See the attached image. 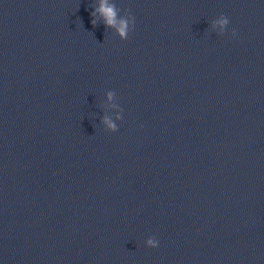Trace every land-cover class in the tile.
Returning <instances> with one entry per match:
<instances>
[{
  "label": "clouds",
  "instance_id": "1",
  "mask_svg": "<svg viewBox=\"0 0 264 264\" xmlns=\"http://www.w3.org/2000/svg\"><path fill=\"white\" fill-rule=\"evenodd\" d=\"M121 9L117 7L114 2H110V0H99V5L94 7L90 15L93 17L91 23L93 27L97 25L96 16L99 14L100 17L103 18V22L106 28L112 29L114 33L120 38V40L124 41L129 38V35L135 28V17L132 15L130 10H125L123 14H121ZM230 23L229 18L221 14L216 19L211 21V29L215 31L219 35L225 34L228 25ZM231 36L235 38L237 36V32L235 29L231 30ZM113 92H108L109 99H112ZM123 109L121 108L120 112L116 116V120L120 121L123 119ZM103 123L106 125V129L109 132L118 131V125L113 120L105 117ZM146 246L151 248H156L159 245V241L155 237H149L145 241Z\"/></svg>",
  "mask_w": 264,
  "mask_h": 264
}]
</instances>
